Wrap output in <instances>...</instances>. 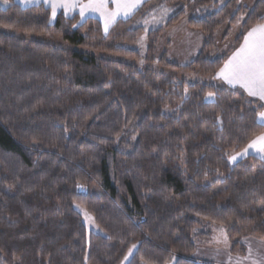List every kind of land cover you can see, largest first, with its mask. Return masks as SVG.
Listing matches in <instances>:
<instances>
[{"label":"trees","instance_id":"16d2710c","mask_svg":"<svg viewBox=\"0 0 264 264\" xmlns=\"http://www.w3.org/2000/svg\"><path fill=\"white\" fill-rule=\"evenodd\" d=\"M52 16L0 8V28L82 50L0 31V264H121L134 244L128 264H198L213 224L240 256L245 239L264 242V162H229L264 135V104L150 66L158 37L190 16L205 37L190 67L216 77L228 58L210 57L216 32L244 16L236 51L264 24V0H149L108 34L94 18ZM153 17L140 68L135 46ZM77 207L103 234L87 231Z\"/></svg>","mask_w":264,"mask_h":264},{"label":"rangeland","instance_id":"374dc122","mask_svg":"<svg viewBox=\"0 0 264 264\" xmlns=\"http://www.w3.org/2000/svg\"><path fill=\"white\" fill-rule=\"evenodd\" d=\"M258 1L259 0H237L238 6L243 9H252ZM7 7H9L8 4H4L0 1L1 9H6ZM157 15H159V13ZM152 19L145 25V30L141 33L137 45L135 46V49L141 55L140 60L137 62V65L140 66V68H146L149 66V62H145L144 59L148 53L149 48L148 34L150 31L158 29L160 26V23L158 22L156 17H153ZM244 19V16H240L239 22L234 25H231L228 20L222 23L220 29L215 34L216 49L214 52L212 51V53H210V57L221 58L227 56L230 52L233 51L236 41L240 36L241 25ZM55 20L56 17L52 16L50 24H54ZM162 20L163 19L161 17L160 21ZM110 28L107 27V31H105V28L103 27V30L106 34H108L111 31ZM0 31L16 35L20 38H24L28 42H43L67 51H82L79 48H74L72 45L64 42L60 38L48 37L45 35L41 36L35 34L19 33L14 30L5 28H0ZM204 39L205 37L201 33V31H198L197 29H193L191 27L190 16L185 17L170 29H166L158 37V49L154 56L155 64H152L150 66L156 70L162 71L168 76L170 75L172 77H176L180 82H185L188 85L206 84L212 87L218 86V83L216 81L217 78L200 74L197 72L196 68L190 67V65L193 64L200 56L204 44ZM166 63L175 65L176 67H178V69L170 70ZM220 86L225 87L223 85ZM213 100L214 97L211 94L206 98L207 102H212ZM246 149H248L247 154H244L245 150L240 153H232L231 157L236 156V160L233 161L230 158V164L234 165L239 161L247 158L249 154L252 153V151L249 147H247ZM260 160L264 162V159ZM77 210L81 214L83 223L89 233L103 234L102 229L96 224L93 216L89 212H87L83 208L78 207ZM204 226H206V224ZM204 226H202V228ZM208 228L211 233V239L208 243L205 242L203 244H197L196 246L194 259L198 264H235L236 260H240L241 258L246 256H240L236 253H232L231 240L229 238V235L223 228L215 224L210 225V227ZM244 248L246 249V247ZM136 249L137 245H132L125 256L127 257V259H125L124 257L121 264H128ZM130 251L132 253L131 255H129Z\"/></svg>","mask_w":264,"mask_h":264},{"label":"snow or ice","instance_id":"6c2138e0","mask_svg":"<svg viewBox=\"0 0 264 264\" xmlns=\"http://www.w3.org/2000/svg\"><path fill=\"white\" fill-rule=\"evenodd\" d=\"M6 2V0H5ZM141 0H124L123 3H117L116 12L110 13L106 17L105 31H107L108 23L115 18L116 15L122 14L126 17L131 14V11L138 7ZM62 7H71L70 4H62ZM89 7L94 10L106 9V3H96L93 0ZM82 16L84 14L81 9ZM103 14V13H102ZM55 15V7H53V16ZM248 39L245 45L240 49V52L229 61L228 65L222 70L220 75L230 84H240L244 87L249 95L258 96L264 100V25H258L248 33ZM261 121H264V111L259 113ZM264 126V125H262ZM249 148L255 149L257 152H264V135L257 137L252 141ZM248 149H245L244 154H247ZM233 161L236 156H232ZM135 247V246H133ZM131 251L129 255H131ZM127 259V257H125Z\"/></svg>","mask_w":264,"mask_h":264},{"label":"crops","instance_id":"0c3cea01","mask_svg":"<svg viewBox=\"0 0 264 264\" xmlns=\"http://www.w3.org/2000/svg\"><path fill=\"white\" fill-rule=\"evenodd\" d=\"M0 1L8 5L15 3L23 8L43 6L45 8H48L51 11L52 15H53V7H55V15L53 17H56L59 14H63L68 17L78 15L82 20H85L88 18H94V19L99 20L104 28H105L107 15L110 13L116 12L118 2L119 3L124 2V0H95L97 4L100 2L106 3L107 7L106 9L94 10L93 7H89L90 3H92L93 0H6V2L5 0H0ZM148 1L149 0H141V3L139 4V6L134 8L131 11V14L126 17L122 14V11H123L122 9L121 14L116 15L115 18L112 19L108 23V27L112 28V26H114V24L117 23L119 20H127L131 18ZM62 4H66V5L70 4L72 6L62 7L61 6ZM81 9H83V12H84L83 16L80 14ZM248 38L249 37L247 35L242 45L236 51L234 52L232 51L227 55L228 58L225 62L223 69L225 68L226 65H228L229 61L232 60V58L240 52V49L244 47L245 41ZM222 70L219 72L217 77H215L217 78L216 81L218 83V86H214V87L224 88V89L233 90V91H239L247 95V97L251 99L259 100L264 104V100H261L258 96L249 95L248 91L244 87H241L240 84L237 83L233 85V84L228 83V81L220 75ZM219 84L225 87H221ZM259 122L262 125H264V121H261L260 117H259ZM250 149L252 153H250L249 156H255L259 159H264V152H257L255 149H252V148ZM244 245L247 251L246 256L241 258L240 260H236L235 264H264V242L263 241H259L255 239H246L244 241Z\"/></svg>","mask_w":264,"mask_h":264}]
</instances>
